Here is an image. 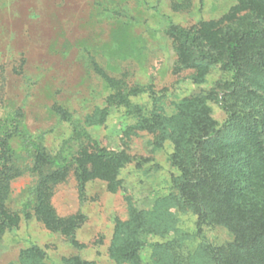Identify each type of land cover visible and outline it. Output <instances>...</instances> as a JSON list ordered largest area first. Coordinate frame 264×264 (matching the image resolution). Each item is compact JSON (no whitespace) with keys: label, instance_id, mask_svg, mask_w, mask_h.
Masks as SVG:
<instances>
[{"label":"rangeland","instance_id":"1","mask_svg":"<svg viewBox=\"0 0 264 264\" xmlns=\"http://www.w3.org/2000/svg\"><path fill=\"white\" fill-rule=\"evenodd\" d=\"M235 3L0 0V125L6 120L16 123V118L49 154L73 136V125L84 127L92 139L83 141L89 173L82 191L75 164L48 185V201L56 215L80 220L73 233L79 246L71 244L64 232L47 228L32 210L29 218L24 217L27 188L37 177L36 172H25L10 183L5 209L14 218L10 229L0 228V264H19L20 251L32 244L45 250L42 264H61L63 257L73 255L95 264H131L110 256L115 226L136 210L153 209L160 197L173 190L172 179L179 170L170 162L174 144L169 130L177 104L185 97L218 91L229 77L215 65L202 80L195 79L193 67L177 70L176 50L163 29L168 20L190 29L201 27L221 18ZM101 71L129 89L131 112L112 100L113 91ZM207 103L220 124L224 112L214 100ZM138 114L156 120V131L141 124ZM94 144L122 153L126 160L96 159ZM10 147L20 150L17 137ZM48 171L41 166L42 174ZM169 210L175 213V208ZM176 216L178 227L194 231L195 214L177 212ZM205 233L217 243L229 239L219 226L207 227ZM171 236L152 235L147 240ZM188 244L194 249L197 241ZM150 254L146 246L140 253L142 264H151Z\"/></svg>","mask_w":264,"mask_h":264},{"label":"trees","instance_id":"2","mask_svg":"<svg viewBox=\"0 0 264 264\" xmlns=\"http://www.w3.org/2000/svg\"><path fill=\"white\" fill-rule=\"evenodd\" d=\"M163 33L173 42L177 70L193 67L195 79L202 80L215 65L229 77L218 91L185 97L177 104L169 130L174 144L169 158L179 170L172 179L173 190L160 197L153 209L136 210L116 224L110 256L117 262L142 264L140 253L149 246L151 264H264V0H236L221 18L193 29L168 20ZM101 74L113 91L112 100L131 112L129 89L119 79ZM209 99L225 114L220 124L211 116ZM137 116L147 129L156 131V120ZM4 122L0 125V228L10 229L14 218L5 209L12 179L36 172L22 205L24 217L29 218L32 210L47 228L64 232L71 244L79 246L73 233L80 220L56 215L48 201V185L75 164L82 191L89 173L83 141L91 142L90 134L73 125V136L49 154L16 118V123ZM14 136L19 151L10 147ZM93 148L96 159L126 160L122 153L95 144ZM41 166L49 171L42 174ZM188 211L196 215L193 232L177 226L176 213ZM215 226L225 229L227 241L208 239L205 228ZM168 233L172 236L165 240H147ZM192 240L197 241L194 249L188 244ZM45 258V250L32 244L20 251L18 261L42 264ZM61 264L95 263L73 255L63 257Z\"/></svg>","mask_w":264,"mask_h":264}]
</instances>
